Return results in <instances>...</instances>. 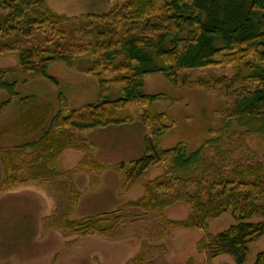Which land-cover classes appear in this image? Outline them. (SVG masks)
Returning <instances> with one entry per match:
<instances>
[{
  "label": "trees",
  "instance_id": "16d2710c",
  "mask_svg": "<svg viewBox=\"0 0 264 264\" xmlns=\"http://www.w3.org/2000/svg\"><path fill=\"white\" fill-rule=\"evenodd\" d=\"M48 1L0 0V58H17L24 85L36 79L59 85L49 73L52 64L61 62L78 70V64L86 60L84 70L98 80L99 98L73 110L59 92L58 109L43 102L26 112L14 130L22 129V135L31 139L0 146L4 166L0 194L23 184L50 183L69 191L70 198L49 216L47 228L84 236L117 233L121 218L117 214L107 226L102 218L71 219L80 199L74 178L83 169L101 173L106 168L90 155L85 132L130 122L131 108L137 106L142 120L159 127L153 128V139H146L142 158L120 165L124 172L129 167L125 183L132 187L133 179L162 162L163 172L145 183L143 195L129 205L164 217L171 206L185 204L188 217L168 221L169 230L206 231L212 220L231 212L236 224L207 234L199 249L210 264L221 256L246 264L251 243L264 237V159L254 160L256 154L247 141L264 140V0H110L107 12L79 16L54 12ZM219 65H232L235 74L210 72L196 84L208 92L226 90L233 97L221 131L197 150L185 145L162 150V137L169 127L154 106L167 101L172 105L175 100L146 92V78L159 75L174 87L188 86L185 71ZM13 73L0 68V93L7 96L0 103V116L10 106L26 104L34 97L21 96L18 82L6 79ZM115 89L120 96L112 98ZM67 150L89 156L65 173L59 161ZM255 218L263 220L253 222ZM139 258L143 260L138 256L131 262ZM255 264H264V252L257 255Z\"/></svg>",
  "mask_w": 264,
  "mask_h": 264
},
{
  "label": "rangeland",
  "instance_id": "374dc122",
  "mask_svg": "<svg viewBox=\"0 0 264 264\" xmlns=\"http://www.w3.org/2000/svg\"><path fill=\"white\" fill-rule=\"evenodd\" d=\"M48 6L54 12L68 16L101 14L112 6L110 0H49ZM88 62H80L78 70L69 69L64 63L56 62L49 68L59 85L47 79H36L23 84L25 74L18 72V61L13 55L0 58V68L14 71L6 79L18 82L21 96H34L26 104H14L0 116V146L9 147L31 137L23 136L22 129L14 130V124L43 102L51 103L58 109L57 96L63 92L70 108L80 110L98 100L100 86L98 80L84 69ZM210 72L219 76L232 77V65L212 66L206 69L188 70L185 74L190 85L174 87L159 75L146 78L145 91L166 94L175 103L157 102L155 113L163 114L169 131L162 137L161 149L168 150L185 145L189 150H197L202 144L221 131L225 110L233 101L227 91L218 93L205 91L197 79ZM107 78H111L108 76ZM112 98L120 96L115 89ZM0 93V103L6 99ZM132 119L121 125L93 129L84 136L92 147L91 154L107 168L101 173L86 169L75 175V184L80 193V201L71 215L72 220L102 218L107 226L114 214L120 215L117 233L91 236L66 234L60 230L47 228V220L56 208L70 198L69 191L62 192L52 184L39 186L23 184L0 194V264H210L208 255L201 252L199 243L207 234H217L236 224L235 216L227 214L212 220L206 231L170 229L168 221L179 222L188 217L185 204L178 203L165 211L164 217L133 209L129 203L136 202L144 193V184L160 176L163 162L152 166L144 175L132 180L133 186L126 185L129 176L120 168L139 160L146 154L147 138H154L153 128L158 123L142 120L141 108H131ZM235 129H237L235 127ZM7 131V132H6ZM248 145L255 152L254 160L264 159V140L248 138ZM236 155L238 156L237 152ZM89 153L67 150L60 159V170L77 169ZM68 161V162H67ZM251 161H253L251 159ZM99 177V178H97ZM4 179V166L0 156V183ZM97 179V180H96ZM138 181V182H136ZM131 187V188H130ZM255 218L253 222L262 221ZM167 230V231H166ZM166 232L164 235L161 233ZM264 252V237L252 242L246 264H255L257 255ZM138 256L136 262H131ZM211 264H235L232 258L221 256Z\"/></svg>",
  "mask_w": 264,
  "mask_h": 264
},
{
  "label": "crops",
  "instance_id": "0c3cea01",
  "mask_svg": "<svg viewBox=\"0 0 264 264\" xmlns=\"http://www.w3.org/2000/svg\"><path fill=\"white\" fill-rule=\"evenodd\" d=\"M114 125H121V124H114ZM111 126V125H110ZM109 127V126H108ZM106 128V127H105ZM97 129H100V128H97ZM85 137V136H84ZM86 138V137H85ZM87 140V139H86ZM87 142H88V140H87ZM88 144H89V142H88ZM89 147H90V155L92 156V158L95 160L96 158L91 154V150H92V147L90 146V144H89ZM69 151V150H68ZM66 152V151H65ZM64 154V153H63ZM62 154V155H63ZM62 157V156H61ZM61 159V158H60ZM96 162H98L99 164H101V165H104L106 168L108 167L107 166V164H103V163H101V162H99V160L97 161V160H95ZM136 161V160H135ZM68 162V161H67ZM132 162H134V161H132ZM132 162H130V163H132ZM129 163V164H130ZM123 164H125V163H123ZM121 165H122V163H121ZM125 165H128V164H125ZM59 167H60V161H59ZM105 168V169H106ZM73 169H75V167L74 168H70V170H68V171H71V170H73ZM68 171H66V172H68ZM104 171V170H103ZM62 172H64V171H62ZM65 172V173H66ZM102 174V173H101ZM99 178V177H98ZM75 179V178H74ZM75 182V181H74ZM76 185V184H75ZM76 188H77V186H76ZM78 190V189H77ZM81 199V198H80ZM80 199H79V201H80ZM79 203V202H78Z\"/></svg>",
  "mask_w": 264,
  "mask_h": 264
}]
</instances>
